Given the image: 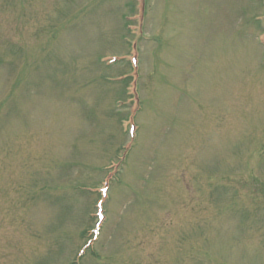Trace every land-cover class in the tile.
I'll use <instances>...</instances> for the list:
<instances>
[{"label":"rangeland","instance_id":"obj_1","mask_svg":"<svg viewBox=\"0 0 264 264\" xmlns=\"http://www.w3.org/2000/svg\"><path fill=\"white\" fill-rule=\"evenodd\" d=\"M0 264H264V0H0Z\"/></svg>","mask_w":264,"mask_h":264}]
</instances>
